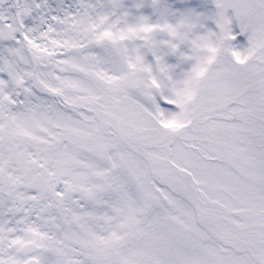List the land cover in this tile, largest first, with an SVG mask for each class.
<instances>
[{
	"label": "snow or ice",
	"instance_id": "obj_1",
	"mask_svg": "<svg viewBox=\"0 0 264 264\" xmlns=\"http://www.w3.org/2000/svg\"><path fill=\"white\" fill-rule=\"evenodd\" d=\"M0 264H264V0H0Z\"/></svg>",
	"mask_w": 264,
	"mask_h": 264
}]
</instances>
